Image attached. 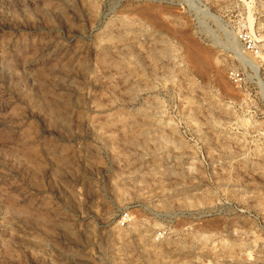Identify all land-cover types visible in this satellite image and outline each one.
Masks as SVG:
<instances>
[{
  "label": "rangeland",
  "instance_id": "1",
  "mask_svg": "<svg viewBox=\"0 0 264 264\" xmlns=\"http://www.w3.org/2000/svg\"><path fill=\"white\" fill-rule=\"evenodd\" d=\"M0 264H264V0H0Z\"/></svg>",
  "mask_w": 264,
  "mask_h": 264
}]
</instances>
